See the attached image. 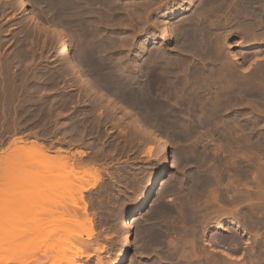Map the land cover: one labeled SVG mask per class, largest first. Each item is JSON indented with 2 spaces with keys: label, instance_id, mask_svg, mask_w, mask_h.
<instances>
[{
  "label": "rangeland",
  "instance_id": "374dc122",
  "mask_svg": "<svg viewBox=\"0 0 264 264\" xmlns=\"http://www.w3.org/2000/svg\"><path fill=\"white\" fill-rule=\"evenodd\" d=\"M28 1L29 9L36 15L37 19L40 21L39 23L31 21L27 18L28 16L23 15L22 12L19 11L16 0H0V79L2 78L3 80H0L2 82L0 83V90L2 89L0 92V137L9 130L13 134L6 146H4V144L0 145V147H2L0 148V152L12 147L13 141L18 135L22 136L21 138L23 140L29 141L31 139H38L46 145L50 143L48 141L49 139H55L57 141L52 143L51 146H48L50 149L55 151L58 149L57 147L60 149L67 148V150H69L67 153L80 155L79 158H81L79 161L81 160L80 162H82L84 160L82 162L83 164L101 167L102 176L99 180L91 179L89 182H94V186L84 191L83 194L84 201H86L87 204L88 214L91 217V222H87L84 218V214L81 215V209H74L72 206L75 211L70 209L69 212L65 210L61 212V207L58 205L67 197L69 198L74 194L75 187L77 188L79 185L78 178L72 179L71 185L74 186L68 187L70 189L64 188L65 191L62 188L59 190L54 189L52 192L55 197L53 199L51 197L52 201H49L50 199L47 197L48 194L45 192L48 188H45V190L42 188L39 192L36 190L38 197L39 195L42 196H40L37 201L39 206L47 208L45 209L46 211L51 207L55 209L51 211L52 213H48L50 211H47L46 214L48 213L49 215L45 218L43 217L45 214L43 215L42 212H37L39 214L38 216H36L37 213L29 215L26 213L24 214L25 217L12 216L11 218L8 216V223L6 225L4 224L6 227L0 225V233L2 234L1 231H5L13 234H11L12 236H4L6 237L5 239L3 235L2 238L0 236V260L3 259L2 261H4H0V264H35L38 260L41 261L46 257L48 258L44 264H71L70 262L73 264H114L122 237V233L118 229L119 221L123 216L130 217V214L137 208L140 200L144 197L146 191L149 190V178L153 174L155 168L160 165L161 161L157 155L158 145L155 139L143 134L141 128H136L131 122L132 119L130 117L126 118L125 116H119L122 107H129L131 117L133 114H135L134 116H139L138 118L140 120L143 119V123L147 122L146 124L151 126L155 132H160L165 135L168 140L170 155L169 164H166L158 183L161 194L155 200L154 204L148 203L145 212L138 216V219L132 226L133 240L125 264H195L196 261L197 264L198 262L201 263L205 261L204 252L207 250L206 247L209 246V249L212 250L211 254L208 255L213 256L215 254L216 258L219 260L223 258L221 252L230 251V254L232 250L233 252L230 254L233 256L231 259L232 261L230 260L231 263L235 261L234 264H257V262L258 264H264V197H262L259 192H255L256 189L257 191L259 190L258 188L260 187L258 185L260 183H258L256 177L254 181L249 183V185L251 183L254 184H251L255 190L253 191L252 189V193L254 192L256 195L253 194L258 198L253 196V199H239L238 195L245 191L244 188L246 186L244 185V181L238 178L235 173L238 172L236 171L238 166L247 168L250 164L252 166H250L252 174L259 175L261 173H258V171L262 172V169H258L260 165L263 168L261 161L264 160V155L262 153L264 148L260 147L261 144H255L257 142L254 143V137L258 136L260 132H264V126L260 128L262 123H260V126L256 123L255 111L253 110L250 112V110H248L247 112L245 107L250 106L243 105L245 103L240 104L237 101L233 106L228 105V107H232L231 109L229 108L232 114L236 113L238 110L241 115L243 113L246 114V112L250 115L246 116L244 114L248 117V119L246 118L247 121L254 123L255 127L252 123L248 122L252 130L255 128L252 132V130L247 127L251 133L245 129V126L244 129L240 130L243 126L242 120L240 122H232L233 125L228 123L231 121H226V124H228L226 125L225 121L222 123V119L216 116L212 118V123L208 125L205 124L208 128L211 126L210 129L205 125H202L200 128H198V126V129H195L196 132L194 131L193 133L194 135L192 134V137L190 136L191 138H188V140L181 139L179 135L181 129L171 121L172 119L170 116L166 115V107H169L171 104V106H176L174 102L175 99L173 100L172 96L174 89L172 88L173 90L171 92L172 86L169 84L174 77H168L169 73L166 69V65L163 66L164 68H162L161 65L163 71L159 69L160 67L152 71V73L155 74H152L151 70H147L148 72H146L144 66H142L144 65L143 55L146 52L147 54L153 52L156 48L160 49L161 47L160 50L168 51L170 54L172 53L171 55L175 56L179 54V51L184 52L186 48L180 45V41L178 42L177 39L180 40L185 36L183 27L186 22H195V20H198L196 18L200 15H202V17L204 16L202 21H206L207 17L208 21L214 17L210 22H205L206 25L209 24L212 26L217 24L215 23L217 21L212 22V20L218 19V24H222L221 26L225 27H221L222 29L220 31L223 32L227 29L232 30L235 20L232 19V17L234 18L235 15H245L248 8L246 5H243V3L244 1L246 4L247 1L249 3V0H223L222 3V0H217L219 2L215 0ZM111 1L113 2L111 3ZM224 1H226L225 3H227V6L224 4ZM57 3L59 4L57 5ZM115 3L118 4V6L112 7ZM203 3L206 5L204 6ZM202 4V7L207 11L204 8H202L204 12L201 10L200 5ZM211 4H213V6ZM223 4L228 8L225 6L222 7ZM215 5H217V8ZM240 5L244 6L242 7L243 9L241 8L242 10L239 9L241 13L238 12ZM198 6L200 7L198 8ZM210 6L214 8V11L216 9L215 12L219 13H214ZM218 6L221 9H219ZM230 7L233 9L231 10ZM229 8L233 16L228 11ZM244 9L246 11H244ZM192 10L195 12L193 13ZM208 12H210V14ZM211 12L214 14L213 16H211ZM221 12L224 13L222 14ZM197 13L198 17L196 16ZM188 14L189 18L186 19L185 16ZM225 14H229L228 16L231 17L229 18ZM217 16H220L221 20ZM231 21L233 22L231 23ZM52 23H54V25L57 23V25L62 27L67 33L70 55L73 58L75 57L74 59L78 60V52L84 49L85 52L82 51L83 61L81 60L79 63L82 66L80 68L83 69L82 71L84 73L90 76L92 81L94 80L93 82L96 83V85H100L99 87L105 90L104 92L106 94L113 97L112 99H115L116 101H114L116 103L118 102L121 108L119 111L118 109L114 111V109L108 104H104L101 100L99 102L95 93L85 88L78 78L67 71L58 58H56L58 37L52 28ZM173 23H177L179 26L180 31L178 30V36L176 34H171L168 39H164L163 35H166V31ZM86 31L93 35V37L88 36L90 34L88 33L87 35ZM235 31L237 32L225 33L224 31L226 36L221 32L220 39L225 36L222 41L224 43L227 41L228 44H224L220 41V43H222L221 45L224 46L220 48L222 51L224 50L223 53H226V51H231V53L234 52L235 55H237L236 60L239 61V64L241 63V69L248 71V69L253 67L250 61L252 62V60H255V48L250 46L253 40L249 38V32L247 33L243 29L237 28ZM242 32L244 37L242 36ZM180 33L182 34L181 37H179ZM214 34L212 37H214ZM247 35H249V41H247ZM218 39L219 38H217V40ZM173 48H175V50H173ZM176 50L179 51L177 52ZM262 52H260L261 54L259 57L263 55L264 52ZM245 55L248 57L247 60ZM244 58L245 60L242 61L241 59ZM193 59L196 58L194 57ZM193 59L188 58L184 63L181 61L171 63L173 60H167L171 65L173 64V66L177 67H175V72L180 70L178 73L183 76V74L189 73L190 66L198 63L197 60L196 62ZM209 61L206 62L208 67L213 63L212 67L218 65L216 61ZM187 62L190 63L188 66L186 65ZM174 63L176 65H174ZM142 69L143 73L145 75L147 74L146 77L143 76L144 74L142 75ZM158 69L160 72H157L161 75H158L159 73L157 74L156 70ZM183 71H186V73ZM163 72H165L166 75ZM160 76L171 80L167 79L165 81V79ZM167 81L169 82L167 84L170 89L166 85ZM200 83L202 84V82ZM213 94L212 92L211 95ZM162 111L165 113L164 115L163 113L160 114ZM232 114L227 116V118L231 117ZM166 116L167 118L165 119ZM253 117L255 121H252ZM227 118L225 119L227 120ZM215 121L216 123H214ZM221 124L225 125H222V128L225 127L226 130L223 129L225 132L223 135L221 133ZM250 124H252V126ZM229 125H231V127ZM256 125L259 127V129L257 127L258 130H256ZM228 126L230 129H228ZM237 129L239 130L237 131ZM27 131L30 132L24 135ZM240 133H249L252 136L255 133L256 135L254 134L253 137H251V135L249 136V144L248 139L244 137L245 134L240 135ZM230 135L234 137V141H236V139L237 141L240 140L241 145H238L237 141L235 143L231 141L233 143V145H231L228 142L233 140L230 139L232 138ZM222 136L225 138L229 136L230 138L228 137L229 139L227 140L224 137L221 138ZM63 139L64 142H62ZM242 141L244 148L242 146ZM72 142L75 143L74 147ZM69 144L71 146H69ZM234 144L238 146L236 147ZM245 146H253V149L248 148V150L250 152L252 149L251 151H254V153H251L252 155L248 151L245 153L247 150ZM235 147H241L243 149H236ZM258 147H260L259 150H262L261 152L258 150ZM74 148L75 151L81 150V153L83 151L82 156L81 153L74 152ZM233 148L236 151L233 150ZM70 151H72V153ZM255 153L257 155L262 154L263 156H260L262 158L258 157ZM178 154L181 156L179 157ZM199 155L202 158L199 157ZM250 155L252 157H250ZM197 156L200 160L196 159ZM205 157H207V159ZM21 160L23 162L24 156H22ZM192 160L195 164L191 163L193 162ZM7 162L6 160H0V176L2 172H4L5 169L3 166ZM221 163L225 165L227 163V165L223 167L224 165L222 166ZM206 174L212 181L207 185L205 184ZM5 177L7 178V176H3L2 179ZM7 180L8 179H4L3 182H0V187H15L14 184L8 183ZM233 186L235 191H237L236 193L233 191ZM241 186H243V189ZM238 187L241 188L238 189ZM215 193L217 195L216 198L214 197ZM212 194H214V196ZM57 196L62 198V200L59 197L57 199ZM234 198L235 201L238 198L237 200H240L239 202H242V204L236 201L238 203L237 206L236 202L234 201L233 203L232 201ZM214 201H218L216 204H219V206L221 204L220 208L215 205ZM244 201L250 205H247ZM186 202L190 204L193 202L192 205H194L196 213L195 218H199V220L202 219V223L204 222L203 224L197 219H194L191 223L186 220ZM5 204L6 203L2 202L0 206L6 207L7 205ZM234 204H236L237 207ZM245 204L250 206L251 212L255 211L253 218L256 224L254 226H252V224L244 225L247 233L243 234L241 230L226 222L225 228L219 232V237H221L220 242L218 244L215 242H208L209 239L211 240L212 238L211 235L215 232L212 228V224H214L216 220L219 221L221 219V216L219 217L218 214L215 213L219 210L221 212V209L224 210L226 207V210L229 207L231 209L235 207V210L237 208V210H241L247 207ZM188 205L189 204H187V206ZM207 205L208 208H206ZM214 205L219 209H213L212 207ZM223 206L225 207L223 208ZM242 206L245 207L243 208ZM209 208H212L214 213L212 209L209 211ZM154 210L158 212L156 215H153ZM64 212L66 213L64 214ZM61 215L65 216L62 217ZM204 215H207L209 219L206 218L207 216L204 217ZM1 216L4 217L5 215ZM48 216L50 219L47 218ZM201 216L204 218H201ZM70 217L73 218L72 221H70ZM5 219L6 218H3L2 220ZM130 219H132V216ZM9 220L11 222H9ZM196 220L198 222H196ZM174 221L177 222L175 223ZM205 221H208L206 223L209 227ZM187 222L189 223L186 225ZM5 232L3 233L5 234ZM228 234H232L233 236H229ZM202 235L205 237L204 241L201 240ZM226 235H228L227 238H224ZM188 237H191L190 239L193 241L191 243H193L192 246L195 252H193L192 247H188L191 245V243L189 244L190 240ZM193 237H195L196 241L192 239ZM230 237L232 240L235 237V241H232ZM173 240L177 242L178 246H176L177 244L175 245ZM197 240L200 243H198ZM231 242L232 244H229ZM70 244H73L74 247ZM185 244H187V246H185ZM181 245H183V247ZM169 246H172V248L178 247L179 251L177 248L174 250V248L172 253H176L177 251L180 255L177 253V256L176 254H172V248ZM226 246H234L233 248L236 247V250L232 247H228V250ZM66 247H68L69 250H67ZM198 248H200V250L202 248L203 251H201L204 254L201 251L199 253L197 250ZM182 249L187 252L185 257L184 253H182ZM187 249H190V251ZM81 250L84 251L83 253L86 252V255H83L81 252V256L71 261L73 256L80 255L78 252ZM191 251L192 254L196 253L193 255L191 254V258L194 256L196 259L194 257L189 259L188 256ZM169 253L174 255V261L172 257L169 256ZM181 253L183 257L179 258L178 256H181ZM197 253H199V255ZM195 255H197V257ZM223 256L225 257V255ZM176 259H178V261ZM194 259L196 261L192 263L191 260ZM253 259L256 262H252ZM230 262L227 261L228 264H230Z\"/></svg>",
  "mask_w": 264,
  "mask_h": 264
},
{
  "label": "bare ground",
  "instance_id": "6f19581e",
  "mask_svg": "<svg viewBox=\"0 0 264 264\" xmlns=\"http://www.w3.org/2000/svg\"><path fill=\"white\" fill-rule=\"evenodd\" d=\"M116 1V0H115ZM114 1V2H115ZM206 1V0H205ZM204 1V2H205ZM212 1V0H211ZM217 1V0H215ZM247 1V0H246ZM18 6H19V11L22 12L23 15H26L28 16L27 18H29V20L33 21V22H36V23H39L40 21L37 19L36 15L29 9V1L28 0H16ZM57 2V1H56ZM113 1H111L112 3ZM192 2V1H191ZM219 2V1H217ZM223 2V0L221 1V3ZM226 1H224V4H226L227 6V3H225ZM243 2V1H242ZM64 3V2H63ZM210 3V1H209ZM213 3V2H212ZM220 3V4H221ZM245 3V1H244ZM243 5H246V7L248 8L247 9V12L245 13V15H235L234 18L232 17V19H235L234 20V27L233 29L236 30L237 29H243L244 31H246L249 35H247V41H249V38H251L253 40V42L251 43L250 46L254 47V55H255V60L252 62L250 61V63H252L253 67H251L250 69H248V71L246 70H243L241 69L242 66L240 67L241 63L239 64V61H237L236 59V56L235 53H231V51H226V53H223L224 50L222 51V49L220 47H224L222 46L220 43L223 42V38H225L226 36V32H237L235 30H224L220 31L222 28L221 27H224V26H221L222 24H218V19H215V20H212V22L214 21H217L215 23L217 24H214V25H209L207 26L205 24V22H207L208 20V17L206 18V21H202V15H200L198 17V13H197V17L196 19L198 20H195V22L191 21L190 23L186 22L185 26L183 27V33H184V37L182 39H177L178 42L180 41V45H183L186 50H184V52H180L179 50V54H177L176 56L175 55H171L168 51H164V50H160L158 48L154 49L153 52H149L147 54V52L143 55V64L142 66H144L145 68V71L148 72L149 70H151V73L152 71H154L156 68H159L163 71L162 68H164L163 66L166 65V69L168 70V73H169V76L168 77H174L172 79V81H170V83L167 81L166 82V85L167 87L169 86L167 83L170 84L171 87V92L173 90V93H172V96H173V100L174 102L176 103V106H169V107H166V115L170 116L171 119H167V120H171L173 123H175V125L177 127H179L181 129V132H180V137L181 139H187L188 138H191L192 134L194 133L195 129L198 127L200 128L202 125H205V124H209V123H212V118L216 117L217 118H221L222 119V123H224L225 121V124H226V121H231V122H228V123H231L233 125L232 122H237V121H243L242 122V127L240 130L244 129H247V127L250 128L249 126V123H252L251 121H247L246 118L248 119V117H246L247 115V112L248 110H250V112H252L253 110L255 111V114H256V120L260 126V123L261 126L260 128H263L264 126V0H249V3L247 1V4L245 3ZM59 3H57L58 5ZM62 4V3H61ZM70 4V3H69ZM204 4V3H203ZM200 5L198 6V8L200 7L201 10L203 11L202 7L203 6ZM223 4L222 7H224L225 5ZM230 4V3H229ZM228 4V6H229ZM234 4V3H232ZM241 4V2H240ZM63 5V4H62ZM66 5V3H65ZM112 5V4H110ZM118 6V4L115 3V5H113L112 7L114 6ZM149 5V4H148ZM206 4H204L205 6ZM213 6V4H211ZM239 6L240 8H238V12H240L244 7V6ZM61 6V5H59ZM78 6V5H77ZM216 8H217V5H215ZM225 6V7H226ZM62 7V6H61ZM111 7V8H112ZM207 7V6H206ZM209 7V6H208ZM211 7V6H210ZM233 7V5H232ZM232 7L231 10L233 9ZM212 8V7H211ZM219 8V6H218ZM228 8V7H226ZM230 8L228 9V11L230 10ZM242 8V9H241ZM195 9V8H194ZM205 9V8H204ZM214 8H212L213 10ZM221 9V8H219ZM236 9V8H235ZM239 9H241L239 11ZM246 9V8H245ZM244 9V11H246ZM197 10V9H195ZM206 10V9H205ZM209 10V9H208ZM237 10V9H236ZM235 10V11H236ZM193 11V10H192ZM207 11V10H206ZM205 11V12H206ZM211 11V9H210ZM216 11V9H215ZM213 10L214 13H217ZM219 11V10H218ZM195 11H193L194 13ZM204 12V11H203ZM201 12V13H203ZM230 13L232 11H229ZM228 12V13H229ZM237 12V11H236ZM200 13V14H201ZM210 14V12H208ZM207 13V14H208ZM212 13V12H211ZM219 13V12H218ZM217 13V14H218ZM222 14L224 12H221ZM241 13V12H240ZM158 14V13H157ZM196 14V13H195ZM207 14H205L206 16H208ZM216 14V15H217ZM232 14V13H231ZM235 14V12H234ZM239 14V13H238ZM214 14L212 13L211 16H213ZM221 15V14H220ZM226 16H228L229 14H225ZM224 15V16H225ZM63 17V15H61ZM101 16V15H100ZM192 16V15H191ZM223 16V15H222ZM225 16V17H226ZM233 16V14H232ZM67 17V16H66ZM186 19L189 18V14L187 16H185ZM219 17V19L221 20V17L220 16H217ZM223 17V18H225ZM229 17V16H228ZM231 17V16H230ZM229 17V18H230ZM65 18V17H63ZM194 18V17H193ZM211 18V17H210ZM214 18V17H213ZM211 18V19H213ZM222 18V19H223ZM208 22H210V20ZM230 19V20H232ZM156 20V19H155ZM185 20V19H184ZM189 20V19H188ZM228 21V20H227ZM233 21H231L232 23ZM180 23V22H179ZM37 25V24H36ZM182 25V24H180ZM228 25V24H227ZM230 25V24H229ZM52 28L54 30V32L56 33L57 37H58V47L56 49V58H58V60L60 61V63L63 64L64 68L67 69V71H69L73 76H75L76 78H78V80L84 85L85 88H87L88 90L90 91H93L97 97V99H99L98 101L100 102L103 101L104 104H108L112 109H114V111L118 109H121L118 102L116 103L112 98L113 97H110L108 94H106L101 87H99L98 85H96V83H94L90 76H88L86 73H84L80 67L81 64H79L83 58V50L79 51L78 52V55H77V59H74L71 55H70V46L68 44V41H67V33L64 31V29L60 26L57 25H54V23H52ZM211 26V27H210ZM231 26V25H230ZM169 28V27H168ZM167 28V29H168ZM225 28V27H224ZM230 28V27H229ZM232 28V27H231ZM89 29V28H88ZM178 30H179V26L177 23H173L170 28L166 31V35H163V38H169L170 35L172 34H176L178 36ZM88 31H91V30H88ZM180 31V30H179ZM87 32V31H86ZM182 32V31H181ZM221 32L223 34H225V36L223 38L220 39V36H221ZM241 32V31H240ZM89 32H87V35H88ZM215 33V34H214ZM239 33V32H238ZM90 34V33H89ZM93 34V32H92ZM145 34V33H144ZM214 34V37H212ZM241 34V33H240ZM243 34V32H242ZM246 34V33H245ZM181 33L179 35V37H181ZM84 36V35H83ZM88 36H92L93 35H88ZM244 37V34L242 35ZM246 36V35H245ZM249 36V38H248ZM162 37V36H161ZM160 37V38H161ZM217 38H219L217 40ZM89 39V38H88ZM214 39V40H213ZM176 40V41H177ZM251 41V40H250ZM219 42V44H218ZM224 43V42H223ZM176 44V43H175ZM224 44H228V42L226 41ZM243 44V43H242ZM179 45V44H178ZM221 45V46H219ZM175 47V46H174ZM229 47V45H228ZM178 48V47H177ZM176 48V49H177ZM165 49V48H164ZM167 49V48H166ZM171 49V48H170ZM221 49V50H220ZM231 49V48H230ZM145 50V49H144ZM173 50H175V48H173ZM181 50V48H180ZM143 51V50H142ZM170 51V50H169ZM175 51V52H176ZM263 51V52H262ZM85 52V51H84ZM169 54H168V53ZM252 52V51H251ZM250 52V53H251ZM260 52L263 53V55L261 57L260 56ZM245 53V52H244ZM176 54V53H175ZM253 54V53H251ZM243 55V54H242ZM247 55H245V58L246 60L248 59V57H246ZM249 56V55H248ZM196 58V59H193V58ZM244 57V55H243ZM242 57V58H243ZM250 57V56H249ZM193 59V60H197L198 63L195 65L193 64V66H190L189 67V73L188 74H183L180 75L178 73V71L180 72V70H178L177 72H175V67L176 66H173V64L171 65L169 63V61L167 59H171L173 60L171 63L173 62H176L177 61H181L184 63V61H186V59ZM241 58V57H239ZM244 59H241L242 61L245 60ZM251 58H252V55H251ZM168 63H167V61ZM209 60H213V61H216L218 64L216 67H212V65L214 64H210L209 67L207 66V61ZM251 60V59H249ZM83 61V60H82ZM166 61V62H165ZM188 61V60H187ZM196 61V62H197ZM103 62V61H102ZM188 62H191L190 60ZM187 62V66L188 63ZM186 63V62H185ZM210 63V61H209ZM164 64V65H163ZM181 64V63H180ZM179 64V65H180ZM141 65V64H140ZM161 65H162V68H161ZM174 65H176L174 63ZM178 66V65H177ZM186 66V67H187ZM244 66V65H243ZM185 67V65H184ZM140 68V67H139ZM142 68V67H141ZM177 68V67H176ZM156 70L157 71H159ZM184 69V68H183ZM245 69V68H244ZM121 70V69H120ZM148 70V71H147ZM182 70V69H181ZM144 71V72H145ZM165 71V69H164ZM145 72V73H146ZM160 72V71H159ZM157 72V74L159 73ZM184 73H186V71H183ZM150 73V74H151ZM165 75L166 73L163 72ZM1 74V73H0ZM143 69H142V75H143ZM152 74H155V73H152ZM156 74V75H157ZM163 74V75H164ZM147 75V74H146ZM146 75L144 74L143 76L146 77ZM149 75V74H148ZM158 75H161L160 73ZM164 75V76H165ZM1 76V75H0ZM150 76V75H149ZM162 77L163 79H165L163 76H160ZM167 77V76H166ZM103 78V77H102ZM168 79V78H167ZM165 79V81L167 80ZM2 80V78L0 79ZM168 80H171V79H168ZM3 81V80H2ZM106 81V80H105ZM110 82V81H109ZM161 82V81H160ZM202 82V84L200 83ZM0 83H2L0 81ZM200 83V84H199ZM111 86V85H110ZM113 86V85H112ZM160 87V86H158ZM169 88V87H168ZM173 88V89H172ZM170 89V88H169ZM2 90V89H1ZM0 90V92H1ZM107 92V91H106ZM115 92V91H114ZM212 92L214 93L213 95ZM131 96V95H130ZM171 96V95H170ZM167 97V96H166ZM168 98V97H167ZM170 99V98H168ZM172 99V98H171ZM245 100V101H244ZM239 102L240 104H243V105H247V106H250V107H245V109L247 110L246 114L243 113L242 115L240 114V111H236V113H231L229 108L231 109L232 107H228V105H234L235 102ZM171 102V101H170ZM173 103V101H172ZM144 104V103H143ZM147 104V103H146ZM154 104V103H153ZM238 104V103H237ZM121 105V104H120ZM169 105V103H168ZM174 105V103H173ZM239 106V105H238ZM238 106H237V109H238ZM145 107V106H144ZM235 107V106H234ZM240 107V106H239ZM236 110V109H235ZM233 110V111H235ZM161 111V110H160ZM232 111V112H233ZM244 112V111H243ZM120 115L119 116H125L126 118L127 117H130L132 120L131 122L133 123V125L136 127V128H141V130L143 131V134L147 135V136H150L152 138L155 139V142L156 144L158 145V148H157V155L159 156L160 158V165L157 166L155 168V170L153 171V174L151 175V177L149 178V182H148V187H149V190L146 191L144 197L140 200L137 208L130 214V217H126V216H123L121 218V220L119 221V224H118V229L119 231L122 233V237H121V245H120V248H119V251L117 252V257L114 261V264H125L126 263V260L128 258V255H129V252H130V249H131V244H132V240H133V234H132V226L133 224L135 223V221L138 219V216H140L141 214H143L145 212V209L147 208L148 206V203L150 204H154L155 200L159 197V195L161 194V189L158 185L159 183V179L161 178L163 172H164V169H165V166L166 164L168 165L169 164V158H170V155H169V147H168V140L166 138L165 135L161 134L160 132L157 133L155 132L151 126L147 125L146 123H143L142 120H140L137 116H134L135 114H133V116L131 117V113H130V109L129 107L126 108V107H122V111L119 112ZM163 113L160 112V114ZM165 113H163L164 115ZM231 117H228L229 115H231ZM246 116H245V115ZM254 114V113H253ZM244 115V116H243ZM219 116V117H218ZM250 116V115H249ZM124 117V118H125ZM255 117V115H254ZM254 117L252 119V121L254 120ZM167 118V116L165 117V119ZM186 120H184V119ZM227 118V120L225 119ZM251 119V118H250ZM129 120V119H128ZM217 120V119H216ZM246 120V121H245ZM170 121V123H171ZM255 121V120H254ZM249 122V123H248ZM216 123V121L214 122ZM149 124V123H148ZM235 124V123H234ZM253 126H254V123H252ZM252 124H250L252 126ZM212 125V124H210ZM217 125V124H216ZM225 126L224 124H221V128L223 126ZM228 125V124H226ZM206 126V125H205ZM204 126V127H205ZM213 126V125H212ZM219 126V124H218ZM231 127V125H229ZM228 126V129H230ZM235 127L237 125H234ZM233 126V127H234ZM245 126V127H244ZM256 125V130L259 129ZM207 127V126H206ZM205 127V128H206ZM238 127V126H237ZM255 127V126H254ZM258 127V129H257ZM197 128V129H198ZM208 128V127H207ZM211 128V126H210ZM208 128V129H210ZM213 128V127H212ZM240 128V127H239ZM225 130V127L221 129V133L222 135L225 134L224 130ZM227 129V131H228ZM251 129V128H250ZM239 129H237L238 131ZM252 130V129H251ZM255 130V128H254ZM252 130V132L254 131ZM226 131V130H225ZM249 131V130H248ZM196 132V131H195ZM242 132H245V131H242ZM260 132V131H259ZM219 133V131H218ZM247 133V132H246ZM249 133H251L249 131ZM243 134L245 139H248V142H249V136L251 134ZM257 133V132H256ZM229 134V133H227ZM226 134V135H227ZM240 133V135H242ZM255 134V133H254ZM253 134V136H254ZM194 135V134H193ZM233 135V134H232ZM256 135V134H255ZM191 136V137H190ZM231 136V135H230ZM235 136V135H234ZM239 136V134H238ZM251 135V137H253ZM15 137V136H14ZM22 136H19L16 137V139H14L13 141V144H12V147H9L7 148L6 150L4 151H1L0 152V160L2 161H5L8 162L5 163V165L3 166L4 167V172H2L1 176H0V182H3L4 179H8V183H12L14 184L15 187H0V203L4 202L6 203L5 205H7L6 207H1L0 206V225L1 226H4V224L6 225L8 223V216L12 218V216H24V214H34V213H39V212H42L43 215L45 214V216H43L44 218L49 215L48 213H52L51 211H53V209L55 208H49V210L47 211H50L46 214V210L47 208H44L42 206H39V203H37V201L39 200V197L41 195H39L38 197V194L36 192V190L39 192L40 189L43 188V190H45V188L47 190H45V192L48 194L47 197L50 199L49 201H52V199L55 197L54 196V193L52 191H54V189H63L64 188L66 189H70L68 187L70 186H74V185H71L72 184V179L73 178H78L79 179V185L78 187L76 188L75 187V192L74 194L71 196V197H67L65 200H63L61 203H59L58 205H60V209H61V212L62 210L64 211H67L69 212V210H73L75 211L74 209L78 208L79 210L81 209V215L84 214V218L87 220V222H91V217L89 216L88 214V211H87V204H86V201H84V191H87L89 190L90 188H92L94 186V182L90 183L89 181L92 179V180H99L101 178V172H102V168L99 167V166H92V165H87V164H83L82 162L79 161V156L78 154H70V153H67V148H59L57 147L55 151H53L52 149H50L48 146H51V142L46 145L44 144L42 141L38 140V139H31L29 141H26V140H23L21 138ZM59 137V136H58ZM57 137V138H58ZM196 137V136H195ZM224 136H222L221 138H223ZM229 137V136H228ZM225 138V139H229V138ZM232 138L230 139H233L234 137L231 136ZM240 137V136H239ZM250 137V139H251ZM236 138V136H235ZM255 140H254V143L255 144H263L262 146H264V132H260L258 136H255L254 137ZM239 139V138H238ZM253 139V138H252ZM186 140V141H187ZM49 141V140H48ZM57 141V140H56ZM66 141V140H65ZM69 141V139H68ZM190 141V139H189ZM194 141V140H193ZM233 141L234 143L237 141H234L233 140H230L228 141L231 145H233V143L231 142ZM64 142V139L63 141ZM239 142V143H238ZM73 143V147H74V142ZM245 143V142H244ZM68 144V143H67ZM71 144V143H70ZM69 144V146H71ZM237 144L238 145H241L240 143V140L237 141ZM250 144V142H249ZM247 144V145H249ZM236 146V144H234ZM237 145V146H238ZM260 145L261 148H264ZM236 146V147H237ZM242 146L244 148V145H243V141H242ZM241 146V147H242ZM62 147V146H61ZM233 147V146H232ZM235 147V148H236ZM241 147H238V148H241ZM247 146H245L246 148ZM256 147V145H255ZM254 147V148H255ZM260 147H258V150L260 149ZM236 148V149H238ZM241 148V149H243ZM248 148H252L253 149V146L252 147H247L245 153L249 150ZM257 148V147H256ZM251 149V150H252ZM233 150H235L233 148ZM250 150V154L251 153H254V151L252 152ZM79 151V150H78ZM77 150L75 151V148H74V152L76 153H81V150L78 152ZM182 151V150H181ZM186 151H187V147H186ZM236 151V150H235ZM243 151V152H244ZM260 152L262 150H259ZM72 153V151H70ZM184 152V151H182ZM83 153V151H82ZM82 153H81V156H82ZM181 153V152H180ZM213 153V152H212ZM244 153V154H245ZM263 155H264V149H263ZM242 154V153H241ZM256 154V153H255ZM75 155V156H74ZM78 155V156H77ZM84 155V154H83ZM184 155V154H182ZM191 155V154H190ZM249 155V154H248ZM252 155V154H251ZM250 155V157H252ZM257 155V154H256ZM262 154H258L257 156L260 157ZM262 155V156H263ZM22 156H24V160L22 162ZM178 156L180 157L181 155L178 154ZM185 156V155H184ZM183 156V157H184ZM187 156V155H186ZM189 156V155H188ZM246 156V154H245ZM191 157V156H189ZM196 157V156H195ZM199 157H201L199 155ZM227 157V156H226ZM237 157V156H236ZM242 157V156H241ZM187 158V157H185ZM184 158V159H185ZM202 158V157H201ZM207 159V157H205ZM233 158V156H232ZM262 158V157H260ZM264 158V157H263ZM183 159V160H184ZM188 159V158H187ZM195 159V158H194ZM193 159V160H194ZM196 159H199L198 156ZM195 159V160H196ZM191 160V159H190ZM192 160V161H193ZM200 160V159H199ZM198 160V161H199ZM261 160V159H260ZM197 161V160H196ZM219 161V160H218ZM188 162V160H187ZM200 162V161H199ZM203 162H204V159H203ZM202 162V163H203ZM207 162V161H205ZM227 162V161H226ZM236 162V161H235ZM189 163V162H188ZM193 164V162H191ZM229 163V162H227ZM226 163V165H227ZM262 165H263V168L262 166L260 165V169H262V172L258 171V173H261V174H252L251 173V170H250V166H248L247 168H241V166H238L237 170L238 172H235L236 175L238 176V178L242 179L244 181V186L245 188V191L241 192L239 195H238V198L239 199H243V198H246V199H253V196H255L253 193H252V189L253 191L254 190V187L252 185L254 184H250V182L254 181V178L256 177L257 180H258V183H260L258 186L260 188H258L259 190L255 192H259L261 194L262 197H264V160L261 161ZM222 164V163H221ZM249 164V163H247ZM257 164V163H256ZM192 165V164H191ZM224 165V166H223ZM225 164H222L223 167L226 166ZM232 165V163H231ZM240 165V164H239ZM193 166V165H192ZM235 166V165H234ZM233 166V167H234ZM194 167V166H193ZM252 167V166H251ZM235 169V168H234ZM234 171V170H233ZM253 171V170H252ZM222 172V171H221ZM254 173V172H253ZM223 174V172H222ZM3 176H7V178L5 177L4 179ZM232 179V178H231ZM256 180V181H257ZM215 181V180H214ZM213 181V182H214ZM221 181V180H220ZM255 181V182H256ZM211 178H209V176L206 174L205 176V184H209L211 183ZM231 184V183H230ZM234 184V183H233ZM241 184V183H240ZM196 186V185H195ZM201 186V185H200ZM218 186V185H217ZM216 186V187H217ZM257 186V187H258ZM202 187V186H201ZM207 187V186H206ZM231 187V186H230ZM242 189H243V186H241ZM240 187V188H241ZM74 188V187H72ZM234 188V186H233ZM238 187V189H240ZM237 189V190H238ZM241 189V190H242ZM57 190V191H58ZM56 191V190H55ZM65 191V190H64ZM235 191V188L234 190ZM240 191V190H239ZM238 191V192H239ZM237 191H235L236 193ZM51 193V194H50ZM57 193V192H56ZM234 193V194H235ZM67 194V193H66ZM233 194V193H232ZM214 196V194H212ZM216 193H215V198H216ZM219 196V195H218ZM42 197V196H41ZM52 197V199H51ZM59 196H57V199H58ZM192 197V196H191ZM213 197V199H214ZM257 196H255L256 198ZM261 197V198H262ZM60 198V197H59ZM237 198V199H238ZM258 198V197H257ZM62 200V198H60ZM64 199V198H63ZM192 199V198H190ZM236 201H240V200H237ZM188 200V199H187ZM186 200V201H187ZM231 200V199H230ZM245 200V199H244ZM222 201V199H221ZM220 201V202H221ZM226 201V200H225ZM233 203L235 201V198L234 200L232 199ZM235 201V202H236ZM247 201V200H246ZM244 201V202H246ZM189 202V201H188ZM215 202V201H214ZM218 202V201H217ZM215 202V205H217ZM219 202V203H220ZM187 203V202H186ZM252 203V202H251ZM261 203V202H260ZM41 204V203H40ZM185 204V203H184ZM187 204H189L187 206ZM186 204V211H185V216H186V220L189 221L190 223L194 221V219H197L199 220V218H195V208H194V205L193 202L192 204L190 203H187ZM237 206H238V203L236 202ZM236 204H234L236 206ZM239 204H242V202H239ZM247 204V202H246ZM245 204V206H247ZM253 204V203H252ZM263 204V203H262ZM44 205V204H43ZM57 205V204H56ZM214 205V206H215ZM250 205V204H249ZM261 205V204H259ZM52 206V205H51ZM74 209H73V207ZM211 206V205H210ZM212 207L213 209L217 210L220 208L219 204L217 206H219V208H217V206L215 207ZM236 206V207H237ZM244 206V207H245ZM262 206V205H261ZM264 206V205H263ZM46 207H49V206H46ZM53 207H56V206H53ZM161 207V206H160ZM225 206H223L224 208ZM243 207V206H242ZM243 207V208H244ZM255 207V206H254ZM257 207V206H256ZM163 208V207H162ZM208 208V205L207 207ZM211 208V209H212ZM227 208V207H226ZM226 208L223 210L221 209L222 211L220 212V210L215 213V214H218V216L220 217L221 216V219L219 221L216 220V222L214 224H212V228L213 230L215 231L213 233L212 238L211 240L209 239L208 242H215L216 244H218L220 242V239L221 237H219V232L220 230L224 229L225 228V223L227 222L228 224H230L231 226L241 230L243 232V234H246L247 233V230L246 228L244 227V225L246 224H252V226H254L256 223H255V219L253 218V215H254V212H251V208L250 206H247L245 207L244 209H241V210H235V207L233 209H231L230 207L226 210ZM240 208V207H239ZM261 208V207H260ZM158 209V208H157ZM184 209V208H183ZM211 209L209 208V211H211ZM212 209V210H213ZM254 209V208H253ZM263 209V208H262ZM159 210V209H158ZM163 210V209H161ZM185 210V209H184ZM253 211V210H252ZM161 212V211H160ZM214 213V210L212 211ZM37 213L36 216H38L39 214ZM66 212H64L65 214ZM77 213V212H76ZM158 212L157 210H154L153 212V215H156ZM164 213V212H163ZM253 213V214H252ZM20 214V215H19ZM200 214V213H199ZM1 215H5L4 217L1 216ZM159 215V214H158ZM62 217L65 216V215H61ZM132 216V219H130ZM184 216V217H185ZM207 215H204V217H206ZM217 216V215H216ZM257 215L255 214V217ZM25 217V216H24ZM156 217H159V216H156ZM197 217V215H196ZM201 216V218H204ZM3 218H6L5 220H2ZM49 218V216L47 217ZM46 218V219H47ZM66 218V217H65ZM179 218V217H178ZM208 218V216L206 217ZM257 218V217H256ZM23 219V217H22ZM25 219V218H24ZM42 219V218H41ZM50 219V218H49ZM68 219V218H67ZM71 219L70 221H72L73 218H69ZM209 219V218H208ZM215 219V218H214ZM64 220V219H63ZM177 220V219H176ZM184 220V218H183ZM196 220V222H198ZM204 220H207V219H204ZM258 220V218H257ZM7 221V222H6ZM43 221V220H42ZM181 221V219H180ZM201 221L202 223V219L199 220V222ZM9 222H11L9 220ZM175 222V221H174ZM177 222V221H176ZM175 222V223H176ZM187 222L186 225L189 223ZM208 222V221H205V223ZM13 223V222H12ZM11 223V224H12ZM178 223H179V220H178ZM201 223H198V224H201ZM204 223V222H203ZM202 223V224H203ZM226 223V224H227ZM254 223V224H253ZM207 224V223H206ZM160 225V224H159ZM171 225V224H170ZM175 225V224H174ZM191 225V224H190ZM185 226V225H184ZM189 226V225H188ZM208 226V224H207ZM6 227V226H4ZM196 227V226H195ZM203 227V226H202ZM209 227V226H208ZM9 228V227H8ZM7 228V229H8ZM174 228V227H173ZM172 228V229H173ZM197 228V227H196ZM206 228V227H205ZM3 229V228H2ZM157 229V228H156ZM170 229V228H169ZM208 229V228H207ZM176 230V229H174ZM181 230V229H180ZM203 230V229H202ZM2 234L0 233V236L2 238V235H3V238L5 239L6 237L4 236H12L11 234L13 233H7L5 231H1ZM5 232V234L3 233ZM172 232V231H171ZM184 232V231H183ZM187 232V231H185ZM196 232V231H195ZM205 232V231H204ZM232 232V231H231ZM8 235H7V234ZM173 233V232H172ZM180 233V231H179ZM193 233V231H192ZM196 234V233H195ZM222 234V233H221ZM181 235V234H180ZM229 235V234H228ZM224 237V238H227V236ZM231 236H233L232 234H230ZM229 235V236H230ZM157 236V235H156ZM160 236V235H159ZM221 236V235H220ZM225 236V235H223ZM235 236V235H234ZM185 237V236H184ZM201 237V236H199ZM236 237V236H235ZM235 237L234 239L231 240L232 241H235ZM8 238V237H7ZM190 242H193L190 238L191 237H188ZM163 239H164V235H163ZM192 239L195 240V237H193ZM3 240V239H2ZM152 240V238H151ZM187 240V239H186ZM187 240V241H189ZM201 240H205V237L204 235H202V239ZM208 240V239H207ZM206 240V241H207ZM223 240V239H222ZM230 240V241H231ZM4 241V240H3ZM154 241V240H153ZM175 245L177 244V242L175 240H173ZM172 241V243H173ZM196 241V240H195ZM194 241V242H195ZM229 241V242H230ZM158 242V241H157ZM160 242H161V239H160ZM166 242V241H165ZM179 242V241H178ZM184 242V241H182ZM198 242V240H197ZM196 242V243H197ZM68 243V242H67ZM69 243H72V242H69ZM84 243V242H83ZM173 243V244H174ZM200 243V242H198ZM214 243V244H215ZM2 244V243H1ZM65 244V243H64ZM162 244V243H161ZM229 244H232L229 243ZM234 244V243H233ZM74 247L73 244H70ZM77 245V244H76ZM174 245V246H175ZM193 243H191L190 246H188L189 248L192 247V250L193 252L194 251V247L192 246ZM196 245V244H195ZM198 245V244H197ZM213 245V244H212ZM78 246V245H77ZM178 246V244L176 245ZM183 247V245H181ZM185 246H187V244H185ZM199 246V245H198ZM202 246V245H201ZM220 246V245H219ZM235 246V245H234ZM233 246V247H234ZM58 247V245H57ZM170 247V246H169ZM196 247V246H195ZM204 247V245H203ZM202 247V248H203ZM225 247V246H224ZM227 247V246H226ZM229 247V246H228ZM227 247V248H228ZM232 246H230L229 248H231ZM232 247V248H233ZM67 250L68 247H66ZM172 248V246L170 247ZM175 248V247H174ZM172 248L171 250V253L176 250H178V247H176L175 249ZM201 250L203 251V248ZM207 250H205L206 252H202L200 250V248H198L197 250L200 251L204 254V257H205V261L199 263V264H228L227 261L230 262V260L232 259V250H231V253L229 254V252H220L222 253V257L220 260L218 258H216L215 254L213 256L211 255H208V254H211V250L209 249V247H206ZM228 248V250H229ZM236 248V247H235ZM233 248V249H235ZM174 249V250H173ZM196 249V248H195ZM63 250H66V249H63ZM83 250V249H82ZM80 251L78 252L80 255L78 256H73L71 258V261H74L77 257L81 256L82 254L86 255V252L83 253L84 251ZM188 250V249H187ZM196 250V251H197ZM215 250V249H214ZM236 250V249H235ZM234 250V251H235ZM179 251V250H178ZM185 251V252H184ZM182 249V253H184V257L185 255H187L186 253V250ZM190 251V249L188 250ZM82 252V254H81ZM215 252V251H213ZM212 252V253H213ZM219 252V251H218ZM177 253V251H176ZM175 252L172 253V254H176ZM179 253V252H178ZM177 253V254H178ZM181 253V254H182ZM199 253H197L199 255ZM201 253V254H202ZM224 253V254H223ZM176 254V256H177ZM192 251L190 252V255L188 256L189 259H192L191 256L193 254H196V253H193L192 255ZM200 254V255H201ZM220 254V253H219ZM234 254V253H233ZM237 254V253H236ZM180 255V254H178ZM225 255V257L223 256ZM169 256L172 257V260H173V257L174 255H171L169 253ZM168 256V257H169ZM197 257V255H195ZM215 256V257H214ZM261 256V255H260ZM179 258L180 257H183V254L181 256H178ZM187 257V256H186ZM219 257V256H218ZM221 257V256H220ZM262 257V256H261ZM47 258L46 257L45 259L41 260V261H37L35 262V264H44V262L47 261ZM178 258V259H179ZM195 258V257H194ZM237 258V257H236ZM252 258V257H250ZM256 258V257H255ZM254 258V259H255ZM178 259H176L178 261ZM187 259V258H186ZM196 259V258H195ZM191 260L192 263H194L193 261H196V260ZM198 259V258H197ZM235 259V258H234ZM233 259V260H234ZM253 261L252 262H256V261ZM3 259H1L0 261H2ZM50 260V259H48ZM175 260V259H174ZM173 260V261H174ZM199 260V259H198ZM236 260V259H235ZM256 260V259H255ZM264 260V259H263ZM99 261V260H98ZM232 261V260H231ZM260 261V260H259ZM4 262V261H2ZM197 262V261H196ZM195 262V264H196ZM235 262V261H234ZM234 262H230V264H234ZM71 264H73L72 262H70ZM76 263V262H75ZM197 263V264H198ZM239 263V262H238ZM250 263V262H249ZM27 264V263H26ZM177 264V263H175ZM237 264V263H236ZM256 264V263H254ZM258 264V262H257ZM261 264V263H260Z\"/></svg>",
  "mask_w": 264,
  "mask_h": 264
},
{
  "label": "flooded vegetation",
  "instance_id": "af4514ba",
  "mask_svg": "<svg viewBox=\"0 0 264 264\" xmlns=\"http://www.w3.org/2000/svg\"><path fill=\"white\" fill-rule=\"evenodd\" d=\"M29 132L30 131L25 132L24 135L29 133ZM12 136H13V134H12V132H10V130L5 132V134L2 137H0V145L4 144V146H6V144L11 140ZM49 142L55 143L56 140L55 139H49ZM0 148H2V147H0Z\"/></svg>",
  "mask_w": 264,
  "mask_h": 264
}]
</instances>
